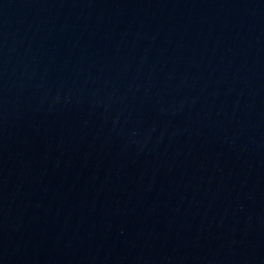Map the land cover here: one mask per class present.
I'll return each mask as SVG.
<instances>
[{"label":"water","instance_id":"water-1","mask_svg":"<svg viewBox=\"0 0 264 264\" xmlns=\"http://www.w3.org/2000/svg\"><path fill=\"white\" fill-rule=\"evenodd\" d=\"M0 264H264V0H0Z\"/></svg>","mask_w":264,"mask_h":264}]
</instances>
